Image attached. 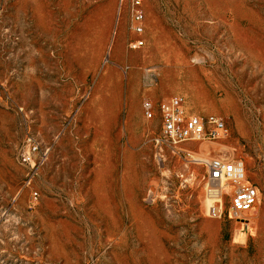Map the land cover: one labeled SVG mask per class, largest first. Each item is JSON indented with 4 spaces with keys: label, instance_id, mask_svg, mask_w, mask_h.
Wrapping results in <instances>:
<instances>
[{
    "label": "rangeland",
    "instance_id": "1",
    "mask_svg": "<svg viewBox=\"0 0 264 264\" xmlns=\"http://www.w3.org/2000/svg\"><path fill=\"white\" fill-rule=\"evenodd\" d=\"M140 1L137 33L133 0H0V264H264V0ZM173 96L220 137L164 141L144 102Z\"/></svg>",
    "mask_w": 264,
    "mask_h": 264
},
{
    "label": "built area",
    "instance_id": "2",
    "mask_svg": "<svg viewBox=\"0 0 264 264\" xmlns=\"http://www.w3.org/2000/svg\"><path fill=\"white\" fill-rule=\"evenodd\" d=\"M133 5L134 29L141 33L143 26L138 24L144 20L141 1L133 0ZM144 107L148 118H153L156 111L160 113L163 140L175 146L189 141L218 139L224 131V123L214 117L190 115L181 96L164 100L158 108L146 100ZM30 155L24 154L23 161L30 162ZM207 168L206 191L216 200L212 210L215 212L219 208L222 209L220 199L225 190L230 189L228 213L234 219H245L246 213L250 212L258 201L259 190L248 180L244 161L240 158L215 157L207 162Z\"/></svg>",
    "mask_w": 264,
    "mask_h": 264
},
{
    "label": "bare ground",
    "instance_id": "3",
    "mask_svg": "<svg viewBox=\"0 0 264 264\" xmlns=\"http://www.w3.org/2000/svg\"><path fill=\"white\" fill-rule=\"evenodd\" d=\"M223 197V196H222ZM222 199V198H221ZM221 199H220V202H221ZM214 199H209V203H213ZM213 205V204H212Z\"/></svg>",
    "mask_w": 264,
    "mask_h": 264
}]
</instances>
